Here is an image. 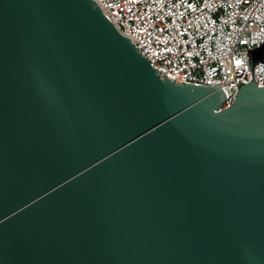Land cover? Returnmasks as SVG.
Masks as SVG:
<instances>
[{"label": "water", "instance_id": "water-1", "mask_svg": "<svg viewBox=\"0 0 264 264\" xmlns=\"http://www.w3.org/2000/svg\"><path fill=\"white\" fill-rule=\"evenodd\" d=\"M170 80L95 0H0V264H264V86Z\"/></svg>", "mask_w": 264, "mask_h": 264}, {"label": "built area", "instance_id": "built-area-1", "mask_svg": "<svg viewBox=\"0 0 264 264\" xmlns=\"http://www.w3.org/2000/svg\"><path fill=\"white\" fill-rule=\"evenodd\" d=\"M170 80L219 85L223 106L251 79L246 51L264 39V0H95ZM264 86V61L253 65Z\"/></svg>", "mask_w": 264, "mask_h": 264}]
</instances>
